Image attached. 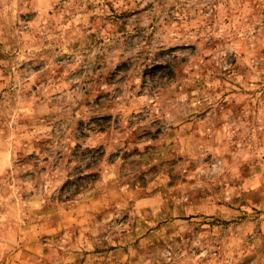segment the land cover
<instances>
[{
	"label": "rangeland",
	"instance_id": "obj_1",
	"mask_svg": "<svg viewBox=\"0 0 264 264\" xmlns=\"http://www.w3.org/2000/svg\"><path fill=\"white\" fill-rule=\"evenodd\" d=\"M0 264H264V0H0Z\"/></svg>",
	"mask_w": 264,
	"mask_h": 264
}]
</instances>
